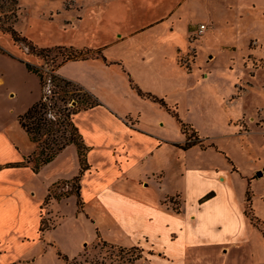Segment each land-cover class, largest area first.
I'll return each mask as SVG.
<instances>
[{
    "label": "crops",
    "instance_id": "0c3cea01",
    "mask_svg": "<svg viewBox=\"0 0 264 264\" xmlns=\"http://www.w3.org/2000/svg\"><path fill=\"white\" fill-rule=\"evenodd\" d=\"M123 1L105 3L112 7L103 13L105 20L112 21L107 26H115L107 30L111 41L88 47L99 51L94 57L71 61L76 63V73L55 71L99 102L73 118L88 148L89 168L78 184L81 210L71 195L49 199V203L55 200L56 210L49 209L51 203L45 204L54 185L65 181L68 187L67 182L78 175L75 146H66L35 173L26 160L36 146L19 127L20 133L13 137L17 146L7 140L4 146L13 150L14 144L20 153L0 154V264L24 262L21 247L39 241L45 210L56 223L51 234L65 225L70 232L79 224L90 228L89 235L80 239L71 233L74 238L64 235L68 239L64 241L55 234L53 244L68 259L78 256L85 241H95L98 231L107 244L139 247L142 257L152 261L154 257L160 264H264V238L245 215L252 173H242L213 143L203 149L183 148V132L172 138L164 130L169 114L156 115L159 105L132 88L163 100V109L170 113L180 104L189 88V75L202 71L196 67L197 40L189 41L198 30L192 25L191 6L194 1L208 4L211 0ZM207 32L200 38L205 39ZM191 49L195 57L189 56ZM114 50L118 54L109 55ZM100 76V80L92 79ZM238 176L247 183L246 189L241 185L240 196ZM261 198H252V209L264 222ZM173 202L177 211L171 208Z\"/></svg>",
    "mask_w": 264,
    "mask_h": 264
},
{
    "label": "rangeland",
    "instance_id": "374dc122",
    "mask_svg": "<svg viewBox=\"0 0 264 264\" xmlns=\"http://www.w3.org/2000/svg\"><path fill=\"white\" fill-rule=\"evenodd\" d=\"M112 2L117 3V0ZM123 2L130 3V0ZM105 3L106 0H0V141L3 144L0 143V154L20 153L19 149H15L17 145L13 138L21 131L18 118L42 96L50 98L56 91L51 84L41 87L35 70L30 71L28 66L35 69L43 67L46 72L61 69L73 74L78 71L73 67L76 63H71L73 60L65 61L68 54L65 51L53 50L41 55L37 52L55 47H72L89 50L81 56L94 57L99 51L88 47L111 41L107 30L115 28L114 25H110V28L107 26L111 20H105L103 13L112 7ZM194 3L191 6L194 10L192 25L198 27L200 22H204L208 31L205 39L200 38L203 33L200 35L198 30L189 37L191 44L197 40L196 67L202 71H193L189 75V88L180 104L170 109L171 113L154 102L159 105L155 110L156 115L163 117L164 113L169 114L164 129L169 137H177L182 133V125H188L187 134L183 133L186 140L189 138L187 142H196L195 146L200 149L213 143L220 149L219 154L223 158L230 157L242 173H252V186L245 198V215L264 238V222L255 216L252 209L253 197H262L264 203V0ZM6 28L13 29L17 39L10 32H5ZM31 47L37 51L30 50ZM116 54L118 50L109 53L113 56ZM191 55H195V50L191 49ZM201 74H205L206 78L202 79ZM92 79L100 80L102 77ZM53 97L55 100L56 96ZM74 105V102H70L65 106L69 109ZM57 106L63 105L59 103ZM61 108L58 109L62 111ZM5 140L10 143L15 141V148L13 144V150L7 149ZM20 148H23L22 144ZM209 150L215 151L214 148ZM214 160L222 162L221 158ZM238 178L240 185L236 182V192L240 196L241 185L246 189L247 183ZM78 180L68 181V187H65V181L54 185L50 190L51 197L56 201L69 195L78 198ZM54 201L50 202V206L49 201L46 202L49 209L56 210ZM174 204L176 202L170 206L176 211L178 206ZM81 207L78 206V210ZM46 212L41 213L39 241L29 248L21 247L24 262L19 264H129L136 253L121 250L114 243L103 244L101 238H96L93 242L85 241L78 256L68 259L53 244L55 234L60 239L64 235L73 239L75 233L80 239L89 235L90 228L79 224L70 232L65 225L57 233L51 234L49 230L56 223L48 219ZM35 256L34 261L29 260ZM235 258L232 257L233 260ZM130 264L160 262H156L154 257L152 261L144 256Z\"/></svg>",
    "mask_w": 264,
    "mask_h": 264
},
{
    "label": "trees",
    "instance_id": "16d2710c",
    "mask_svg": "<svg viewBox=\"0 0 264 264\" xmlns=\"http://www.w3.org/2000/svg\"><path fill=\"white\" fill-rule=\"evenodd\" d=\"M5 32H10L13 37L16 38L15 32L11 28H6ZM17 39V38H16ZM32 51H37L33 47L30 48ZM53 50L65 51L68 54L65 56V61L69 60H86L87 56H81L83 53H88L89 50H77L72 47H55L46 50H40L39 55L44 53H50ZM52 63L53 59H52ZM28 69L35 70L39 81L42 85L51 84L56 88V91L52 93V96L48 98L47 95L42 96V98L35 103L31 108H29L22 116L18 118L19 127L26 133L31 143L35 144V151L27 158L26 162L30 163L33 172H38L39 169L51 161L68 145H74L77 151L78 161H79V173L73 178L78 180L80 176L88 170L89 166L87 164L86 154L88 148L85 146L81 135L79 134L77 128L73 123L74 116L80 111L90 109L94 106L99 105V102L93 98L89 93L84 91L77 84L61 78L54 71L46 72L43 67L39 69L31 68ZM44 75L46 78H44ZM47 86V85H46ZM132 88L136 90L137 94L142 97L149 99L153 102H157L165 107L163 100L151 95L141 92L136 86L132 85ZM56 96L57 102L54 100L53 96ZM53 97V99H52ZM74 102L75 105L69 109L65 106L68 103ZM61 103L58 107L57 105ZM61 108L62 111H60ZM187 125H182V132L186 135ZM189 138H187L188 140ZM186 142L183 144V148H189L196 145V142ZM24 163V162H23ZM20 163V164H23ZM19 164H7L5 167H16ZM79 181V180H78ZM78 185V184H77ZM77 206L80 207L79 194H77ZM208 197V196H207ZM51 191L45 198V203L51 199ZM178 210V207L175 208ZM41 226V224H40ZM40 230L42 228L40 227ZM97 239H100L98 231L96 232ZM103 244H107L102 241ZM117 248L126 251L136 252L130 259V263L140 259L142 257V249L139 247L123 248L117 246ZM129 263V264H130Z\"/></svg>",
    "mask_w": 264,
    "mask_h": 264
},
{
    "label": "built area",
    "instance_id": "2783aa9c",
    "mask_svg": "<svg viewBox=\"0 0 264 264\" xmlns=\"http://www.w3.org/2000/svg\"><path fill=\"white\" fill-rule=\"evenodd\" d=\"M204 30H206V26L205 25L201 24V25L198 26V33L200 35L204 32Z\"/></svg>",
    "mask_w": 264,
    "mask_h": 264
},
{
    "label": "water",
    "instance_id": "95a60500",
    "mask_svg": "<svg viewBox=\"0 0 264 264\" xmlns=\"http://www.w3.org/2000/svg\"><path fill=\"white\" fill-rule=\"evenodd\" d=\"M258 175H260V174H258Z\"/></svg>",
    "mask_w": 264,
    "mask_h": 264
}]
</instances>
